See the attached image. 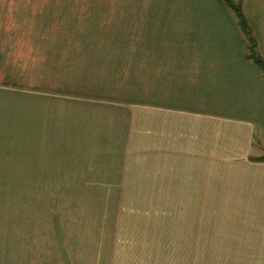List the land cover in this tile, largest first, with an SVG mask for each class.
Returning <instances> with one entry per match:
<instances>
[{
  "label": "rangeland",
  "instance_id": "1",
  "mask_svg": "<svg viewBox=\"0 0 264 264\" xmlns=\"http://www.w3.org/2000/svg\"><path fill=\"white\" fill-rule=\"evenodd\" d=\"M104 1L30 0L29 71L0 77V264H264L261 208L155 156L150 91L106 51ZM61 142L98 152L71 157L110 185L40 155Z\"/></svg>",
  "mask_w": 264,
  "mask_h": 264
},
{
  "label": "crops",
  "instance_id": "2",
  "mask_svg": "<svg viewBox=\"0 0 264 264\" xmlns=\"http://www.w3.org/2000/svg\"><path fill=\"white\" fill-rule=\"evenodd\" d=\"M231 2L264 59V0ZM30 6V0L0 2V77L19 67L29 71ZM102 20L106 51L119 60L120 74L135 75L137 89L150 91L155 156L165 154L185 180L213 179L224 193L245 196L264 213V162L257 161L264 156V75L246 58L247 42L233 11L221 0H105ZM61 144L40 155L70 156V168L59 169L77 172L67 177L81 181L76 185H110L103 170L75 165L87 159L71 157L98 152ZM212 170L213 177L207 176Z\"/></svg>",
  "mask_w": 264,
  "mask_h": 264
},
{
  "label": "trees",
  "instance_id": "3",
  "mask_svg": "<svg viewBox=\"0 0 264 264\" xmlns=\"http://www.w3.org/2000/svg\"><path fill=\"white\" fill-rule=\"evenodd\" d=\"M226 6H228L234 13L238 25L244 34V37L247 42L248 54L246 58L252 61L263 73L264 75V59L257 52V43L252 33V28L246 21L245 17L243 16L240 8L234 5L231 0H221ZM257 161L264 162V156L259 158Z\"/></svg>",
  "mask_w": 264,
  "mask_h": 264
}]
</instances>
